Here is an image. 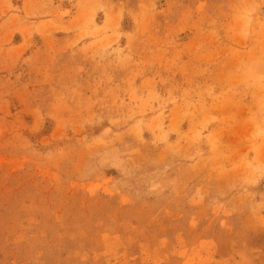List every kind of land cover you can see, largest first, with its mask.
Segmentation results:
<instances>
[{"label": "rangeland", "instance_id": "rangeland-1", "mask_svg": "<svg viewBox=\"0 0 264 264\" xmlns=\"http://www.w3.org/2000/svg\"><path fill=\"white\" fill-rule=\"evenodd\" d=\"M0 264H264V0H0Z\"/></svg>", "mask_w": 264, "mask_h": 264}, {"label": "bare ground", "instance_id": "bare-ground-1", "mask_svg": "<svg viewBox=\"0 0 264 264\" xmlns=\"http://www.w3.org/2000/svg\"><path fill=\"white\" fill-rule=\"evenodd\" d=\"M65 6V5H64ZM70 9V8H69Z\"/></svg>", "mask_w": 264, "mask_h": 264}]
</instances>
